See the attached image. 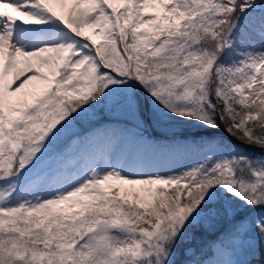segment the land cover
Listing matches in <instances>:
<instances>
[{
  "label": "snow or ice",
  "instance_id": "6c2138e0",
  "mask_svg": "<svg viewBox=\"0 0 264 264\" xmlns=\"http://www.w3.org/2000/svg\"><path fill=\"white\" fill-rule=\"evenodd\" d=\"M0 264H264V0H0Z\"/></svg>",
  "mask_w": 264,
  "mask_h": 264
},
{
  "label": "rangeland",
  "instance_id": "374dc122",
  "mask_svg": "<svg viewBox=\"0 0 264 264\" xmlns=\"http://www.w3.org/2000/svg\"><path fill=\"white\" fill-rule=\"evenodd\" d=\"M259 154V153H258Z\"/></svg>",
  "mask_w": 264,
  "mask_h": 264
}]
</instances>
